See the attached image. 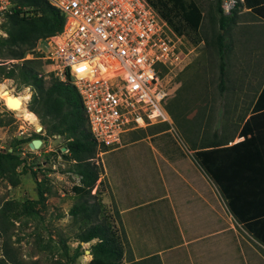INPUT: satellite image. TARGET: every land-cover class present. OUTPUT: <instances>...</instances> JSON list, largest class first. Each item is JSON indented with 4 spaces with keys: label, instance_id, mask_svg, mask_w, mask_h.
Segmentation results:
<instances>
[{
    "label": "rangeland",
    "instance_id": "1",
    "mask_svg": "<svg viewBox=\"0 0 264 264\" xmlns=\"http://www.w3.org/2000/svg\"><path fill=\"white\" fill-rule=\"evenodd\" d=\"M162 1L184 9L195 5L202 13L195 31L188 29L177 34L171 29L176 58L161 72L167 90L164 100L169 117L164 121L167 128L150 133L160 127L156 122L131 130L113 147L96 141L88 158L97 170L89 189L92 195H80L72 190L71 186L78 183V175L67 169L71 160L63 156L65 137L46 134L38 116L30 112L27 103L33 91L31 86L11 77H0V151L7 149L21 158L12 171L0 172V205L5 200L10 203L0 213V264H81L84 249L76 247L78 254L74 255L72 245L78 241L77 232L94 220L75 219L69 213L70 206L81 199L95 200L98 204L95 219L108 217L116 227L123 254L118 261L108 264H130L142 252L166 251L168 245L176 242L167 238L169 228L176 233L170 222L169 204L183 181L165 160L178 157L183 161L185 156L193 159L194 153L189 149L192 141L226 137L240 113L228 111L226 106L224 111H205V101L216 100L219 93L218 52L216 46L213 48L202 40L203 32L218 29L217 22L209 19V14L216 15V0ZM240 1L238 6H233L234 11L241 9L244 3ZM237 19L238 22L234 19L220 29L223 30L224 91L230 87L231 70L244 74L249 67L264 66L260 24L250 23L247 11L238 14ZM5 26L4 19H0V36L6 34ZM197 36L199 40L193 42ZM14 61L15 58L0 56V62L8 66ZM44 69L39 60L37 70L47 83L53 77ZM4 85L15 95H27L25 115L6 107ZM26 115H34L37 123H31ZM222 130L225 131L219 135ZM34 137L41 143L31 148L28 143ZM22 167H26L25 171ZM222 212L225 215L226 209ZM11 213L18 214L11 216ZM162 256L168 263V252ZM150 257L141 259V264H160L156 256L153 260ZM175 262L171 257L170 264Z\"/></svg>",
    "mask_w": 264,
    "mask_h": 264
},
{
    "label": "built area",
    "instance_id": "2",
    "mask_svg": "<svg viewBox=\"0 0 264 264\" xmlns=\"http://www.w3.org/2000/svg\"><path fill=\"white\" fill-rule=\"evenodd\" d=\"M47 1L62 14L61 27L23 57L34 54L45 72L76 88L97 142L113 147L131 130L168 120L161 72L176 58L174 33L147 0ZM235 1L222 0V12ZM12 6L0 0V19Z\"/></svg>",
    "mask_w": 264,
    "mask_h": 264
},
{
    "label": "crops",
    "instance_id": "3",
    "mask_svg": "<svg viewBox=\"0 0 264 264\" xmlns=\"http://www.w3.org/2000/svg\"><path fill=\"white\" fill-rule=\"evenodd\" d=\"M255 7L248 2L234 15L238 22L237 15L247 11L250 23L260 24L264 43V2ZM230 72L229 89L218 83L217 99H207L204 106L205 111H224L226 106L239 112L232 130L215 139L216 145L190 143V151L202 152L201 158L211 156V165L205 169L189 156L165 160L183 181L169 204L176 233L169 228L167 238L176 242L166 251H145L133 260L156 256L160 264H170L171 257L175 264H264V66L249 67L244 74ZM163 252H168V263Z\"/></svg>",
    "mask_w": 264,
    "mask_h": 264
},
{
    "label": "trees",
    "instance_id": "4",
    "mask_svg": "<svg viewBox=\"0 0 264 264\" xmlns=\"http://www.w3.org/2000/svg\"><path fill=\"white\" fill-rule=\"evenodd\" d=\"M12 1L11 12L6 13L4 16L6 34L0 36V56L15 58L16 61L10 62L9 66L5 62H0V77H11L20 84L31 86L33 91L27 103L28 109L38 116L46 134L56 133L65 137L66 153L63 156L71 160L67 169L78 175V183L71 186L72 190L80 195H92L89 194V189L97 177V170L88 158L94 150L96 140L89 130L80 96L76 88L67 81L53 77L47 83H44L42 74L37 70L39 59L34 54L31 57H23L27 52L34 51L38 39H43L60 29L63 16L47 0ZM147 2L177 34H181L185 30L188 32V29L195 31L201 23L202 13L195 5H190L187 9H184L162 0H147ZM242 2L244 4L249 2L250 6L255 7V4L262 3L264 0H243ZM240 3V0H236L234 7ZM234 7L231 8L229 13H223L220 0H216V15L209 14V19L217 22L218 29L210 28L209 31L203 32L202 37L206 44L213 48L216 46L219 57V88L222 87V76L224 74L221 49L223 30L220 29H223L226 23L235 19L234 14L236 11H234ZM199 38L197 36L193 42L198 41ZM156 124L160 127L150 133L167 128V123L164 121ZM37 137L40 138L41 136L37 134ZM216 144L218 142L215 140H207L206 144L198 146ZM100 145L105 146L101 143ZM193 153L195 159L205 169L208 165H211V156L201 158L202 152ZM20 162L21 158L16 153L7 149L6 151H0V172L12 171ZM25 168L22 167L21 170L25 171ZM8 206H10L9 201H3L0 205V213H3ZM69 213L75 219H94L76 234V239L81 242L92 240L94 237L102 238L103 243L94 245L91 249L95 257L91 261L92 264H108L121 258L123 245L118 239L116 227L108 217L103 216L104 218L95 219L98 213V204L95 200L81 199L70 206ZM17 214L11 213V216H17ZM76 254H78L77 248L74 252V255ZM129 262L130 264H141L142 260H130Z\"/></svg>",
    "mask_w": 264,
    "mask_h": 264
},
{
    "label": "bare ground",
    "instance_id": "5",
    "mask_svg": "<svg viewBox=\"0 0 264 264\" xmlns=\"http://www.w3.org/2000/svg\"><path fill=\"white\" fill-rule=\"evenodd\" d=\"M27 97V95L18 96L13 94L9 89L5 88L4 85V104L6 107L12 111H17L18 113H21L23 115L26 114L25 108H24V100ZM27 116V115H26ZM27 119L31 122L36 124L37 119L34 115H28ZM37 126V125H35Z\"/></svg>",
    "mask_w": 264,
    "mask_h": 264
},
{
    "label": "clouds",
    "instance_id": "6",
    "mask_svg": "<svg viewBox=\"0 0 264 264\" xmlns=\"http://www.w3.org/2000/svg\"><path fill=\"white\" fill-rule=\"evenodd\" d=\"M102 243H103L102 238L94 237L91 241L88 242L77 241L72 245V247L73 249H75L78 246L82 247L84 249V255L81 257V264H91V261L95 258L91 251L92 247L94 245H98Z\"/></svg>",
    "mask_w": 264,
    "mask_h": 264
},
{
    "label": "water",
    "instance_id": "7",
    "mask_svg": "<svg viewBox=\"0 0 264 264\" xmlns=\"http://www.w3.org/2000/svg\"><path fill=\"white\" fill-rule=\"evenodd\" d=\"M41 143V140L37 137H34L32 139H30L28 145L29 147H37L39 144Z\"/></svg>",
    "mask_w": 264,
    "mask_h": 264
}]
</instances>
